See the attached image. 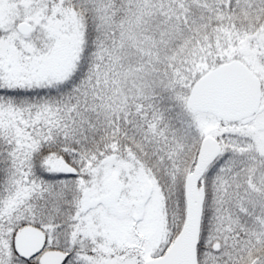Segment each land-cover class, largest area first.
I'll return each instance as SVG.
<instances>
[{
    "label": "snow or ice",
    "instance_id": "obj_1",
    "mask_svg": "<svg viewBox=\"0 0 264 264\" xmlns=\"http://www.w3.org/2000/svg\"><path fill=\"white\" fill-rule=\"evenodd\" d=\"M0 264H264V0H0Z\"/></svg>",
    "mask_w": 264,
    "mask_h": 264
}]
</instances>
